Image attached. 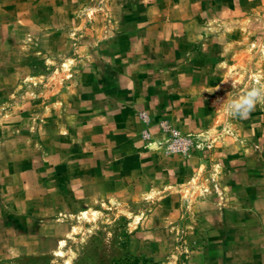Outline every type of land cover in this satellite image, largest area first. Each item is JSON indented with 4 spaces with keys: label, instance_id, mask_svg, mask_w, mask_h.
I'll return each mask as SVG.
<instances>
[{
    "label": "rangeland",
    "instance_id": "obj_1",
    "mask_svg": "<svg viewBox=\"0 0 264 264\" xmlns=\"http://www.w3.org/2000/svg\"><path fill=\"white\" fill-rule=\"evenodd\" d=\"M256 83L264 0H0V264H264Z\"/></svg>",
    "mask_w": 264,
    "mask_h": 264
},
{
    "label": "clouds",
    "instance_id": "obj_2",
    "mask_svg": "<svg viewBox=\"0 0 264 264\" xmlns=\"http://www.w3.org/2000/svg\"><path fill=\"white\" fill-rule=\"evenodd\" d=\"M232 88H236L234 81H232ZM218 103L220 105L218 110L223 109L229 119L245 120L257 106L264 107V84L256 83L241 91L229 92L227 98Z\"/></svg>",
    "mask_w": 264,
    "mask_h": 264
},
{
    "label": "trees",
    "instance_id": "obj_3",
    "mask_svg": "<svg viewBox=\"0 0 264 264\" xmlns=\"http://www.w3.org/2000/svg\"><path fill=\"white\" fill-rule=\"evenodd\" d=\"M130 259H132V258H130ZM136 261H137V259L134 260V258H133L132 261L128 259L126 262H127V264H136V263H135Z\"/></svg>",
    "mask_w": 264,
    "mask_h": 264
}]
</instances>
